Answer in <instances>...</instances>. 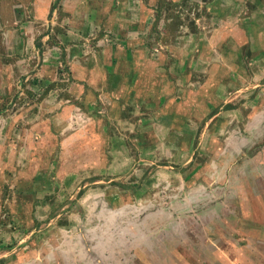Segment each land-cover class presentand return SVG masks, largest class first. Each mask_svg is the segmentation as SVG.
Wrapping results in <instances>:
<instances>
[{"label": "rangeland", "instance_id": "1", "mask_svg": "<svg viewBox=\"0 0 264 264\" xmlns=\"http://www.w3.org/2000/svg\"><path fill=\"white\" fill-rule=\"evenodd\" d=\"M138 2L0 0V264H264V0Z\"/></svg>", "mask_w": 264, "mask_h": 264}, {"label": "crops", "instance_id": "2", "mask_svg": "<svg viewBox=\"0 0 264 264\" xmlns=\"http://www.w3.org/2000/svg\"><path fill=\"white\" fill-rule=\"evenodd\" d=\"M136 3H137V5L139 4L138 0H135V4ZM127 4H130V3L127 2ZM78 6L79 5L74 4V2H70L66 6L67 9H65V11H67V12L72 14V22L75 21V24H77V25L80 24L78 19H77V16H76V14L79 13ZM124 9H125L124 14H126V12L128 14H126V16H124L125 19H120V21L117 23V26H118L117 29L119 31H123V32L124 31H128L129 33L127 32V36L125 37V39L127 40L126 43L129 44V45H133L135 43L136 45H139V47H140L139 51H142V49H143L142 48V46H143L142 42L144 40L143 36L146 33L143 30L147 29L148 27L147 26H143L142 20H141L142 19L141 15L143 13H145L147 11V9L145 8L144 4L140 5L138 7H132V6L130 7V6H128L126 8L124 7ZM8 13H9V9H8ZM51 13L52 12H51V8H50L48 16H50ZM1 21L2 20H1V16H0V23H1ZM153 21L154 20L151 19L152 24H154ZM155 28H157V30L159 29L158 26L157 27L155 26ZM152 29H154V26L152 27ZM178 37H180V36L174 37L173 43H171V46H173L172 48H174V44L175 45L177 44L179 48L186 47V45L191 44V43L188 42L189 38H186V36H184L183 38H178ZM155 39H156V37H155ZM132 40L134 42H131ZM189 41H192V39L190 38ZM151 42H154V38H151ZM199 42H200V40H199ZM192 43H193V41H192ZM156 44H158V41H156ZM122 45H124V43H122ZM12 48L7 49V51L11 50ZM125 54H126L125 55L126 58H125V56L122 57L123 55L121 56L120 54H119L118 58H116L115 56L112 57L113 58L111 60L112 64L113 63L114 64H117V63L123 64L124 63L125 66L128 65V63L130 62L128 60V49H126ZM176 54L177 53H173L172 55L175 57V60H178V56ZM133 56H135V55H133ZM139 56H142V55H139ZM187 56H188V53L187 54L185 53L184 57L187 58ZM102 57L103 56L95 58L96 63L94 65V68L91 71H89V73H88V76H89L88 77V86L94 92H95V90H97V91L101 90L100 88L103 87V85H104L105 89H107V85H106L107 82L104 81L106 75H109V76L115 75V77H117V75L120 74L119 72H122L121 69L120 70L116 69L117 67H114V68L110 67L111 69L109 71L107 69H106V71H104V69H102L103 66L100 64V60H101ZM141 59L147 60V58H144V56ZM124 72H125V74L127 73V67H126ZM135 77H136V75H135ZM102 80H103V85H101V83H102L101 81ZM99 86H100V88H99Z\"/></svg>", "mask_w": 264, "mask_h": 264}, {"label": "trees", "instance_id": "3", "mask_svg": "<svg viewBox=\"0 0 264 264\" xmlns=\"http://www.w3.org/2000/svg\"><path fill=\"white\" fill-rule=\"evenodd\" d=\"M53 9H54V7L52 6V7H51V10H53Z\"/></svg>", "mask_w": 264, "mask_h": 264}]
</instances>
